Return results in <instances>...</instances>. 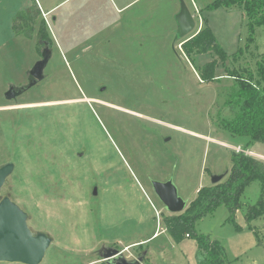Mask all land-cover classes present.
<instances>
[{
	"label": "rangeland",
	"instance_id": "374dc122",
	"mask_svg": "<svg viewBox=\"0 0 264 264\" xmlns=\"http://www.w3.org/2000/svg\"><path fill=\"white\" fill-rule=\"evenodd\" d=\"M212 1L0 0V166H15L1 195L29 215V228L53 239L41 264H104V248L128 261L144 255L142 264H197L196 242L175 243L166 232L169 213L151 182L172 178L189 204L212 176L230 171L232 152L248 139L217 125L239 111L228 103L235 87L228 75L255 71L264 54V28L254 29L246 48L243 10L203 11ZM181 2L195 21L184 39L176 35ZM35 5L46 14L30 37L17 34L14 19ZM204 19L230 57L216 62L211 83L196 66L216 55L192 64L181 49ZM42 20L52 51L45 79L7 101L9 87L26 86L40 59ZM249 149L264 161V145ZM259 196L255 182L241 202L253 205ZM228 217L219 206L196 232L219 242L229 264H264V217L252 230L242 211L233 223Z\"/></svg>",
	"mask_w": 264,
	"mask_h": 264
},
{
	"label": "trees",
	"instance_id": "16d2710c",
	"mask_svg": "<svg viewBox=\"0 0 264 264\" xmlns=\"http://www.w3.org/2000/svg\"><path fill=\"white\" fill-rule=\"evenodd\" d=\"M235 8L243 10L246 18L248 48L254 43V29L264 28V0H213L203 11L211 12L217 9L229 11ZM38 19H41V11L35 5L34 9L18 13L14 19L13 29L17 34L30 37ZM39 24L40 43L50 44L44 21H40ZM181 49L192 64L194 58L199 55H216L213 61L202 67L196 66V72L204 83H211L217 78L216 62L225 63L230 58L217 43L206 19L203 20V26L197 34L181 43ZM241 54L242 49L232 56L233 61ZM228 76L235 80L234 93L228 103L231 100L235 101L239 111L233 120L220 118L217 125L233 137L247 138L248 142L242 152H232L231 169L220 183L200 188L194 200L182 213L162 217L164 228L175 243L186 238L196 242L197 264H229L220 243L206 235L198 234L195 228L198 221L211 215L217 207L224 206L228 209V220L231 223L234 222L235 213L242 211L244 221L251 230L252 222L264 217V161L245 153L254 144L264 145V54L256 62L255 71L234 70L232 75ZM255 182L259 184L260 196L255 204L244 205L241 197L245 189ZM236 229L239 228L236 226ZM256 238L259 240L257 234Z\"/></svg>",
	"mask_w": 264,
	"mask_h": 264
},
{
	"label": "water",
	"instance_id": "95a60500",
	"mask_svg": "<svg viewBox=\"0 0 264 264\" xmlns=\"http://www.w3.org/2000/svg\"><path fill=\"white\" fill-rule=\"evenodd\" d=\"M175 21L178 39L186 38L195 29L194 17L183 2L180 4V11L175 16ZM40 44L45 48L41 52L40 59L29 71V83L17 90L14 86L9 87L5 93L7 101L17 99L45 79L44 70L51 59L52 51L48 42ZM14 169L12 162L0 166V264H41L53 239L47 233L35 232L29 228V215L9 195H1L2 188L7 184ZM225 176L226 173L212 176L211 184L220 183ZM151 186L155 196L170 215L180 214L187 208L188 204L178 195L172 178L166 182L152 181ZM95 194L96 190H94ZM102 251L101 259L105 264H142L144 260V255H140L128 261L117 249L104 248Z\"/></svg>",
	"mask_w": 264,
	"mask_h": 264
},
{
	"label": "flooded vegetation",
	"instance_id": "af4514ba",
	"mask_svg": "<svg viewBox=\"0 0 264 264\" xmlns=\"http://www.w3.org/2000/svg\"><path fill=\"white\" fill-rule=\"evenodd\" d=\"M41 45V44H40ZM42 46V48H41V51H40V57H41V52L43 51V49L45 48V46L42 44L41 45ZM50 47H51V45H50ZM29 80H30V77L28 76V82H27V84L29 83ZM20 87H23V86H20ZM20 87H18V88H16L15 87V89L17 90V89H19ZM20 97V96H19ZM105 264V263H104Z\"/></svg>",
	"mask_w": 264,
	"mask_h": 264
},
{
	"label": "crops",
	"instance_id": "0c3cea01",
	"mask_svg": "<svg viewBox=\"0 0 264 264\" xmlns=\"http://www.w3.org/2000/svg\"><path fill=\"white\" fill-rule=\"evenodd\" d=\"M39 7V6H38ZM41 11V10H40ZM50 11V10H49ZM46 13H44L43 14V12L41 11V18H43V15H45ZM44 20V19H43ZM201 28H199L197 31H199ZM50 49H51V47H50ZM28 76H29V74H28ZM250 150V149H249ZM251 151V153H255V154H257V155H259L258 153H256V152H253L252 150H250Z\"/></svg>",
	"mask_w": 264,
	"mask_h": 264
},
{
	"label": "bare ground",
	"instance_id": "6f19581e",
	"mask_svg": "<svg viewBox=\"0 0 264 264\" xmlns=\"http://www.w3.org/2000/svg\"><path fill=\"white\" fill-rule=\"evenodd\" d=\"M73 103V102H72Z\"/></svg>",
	"mask_w": 264,
	"mask_h": 264
},
{
	"label": "built area",
	"instance_id": "2783aa9c",
	"mask_svg": "<svg viewBox=\"0 0 264 264\" xmlns=\"http://www.w3.org/2000/svg\"><path fill=\"white\" fill-rule=\"evenodd\" d=\"M242 152V151H241Z\"/></svg>",
	"mask_w": 264,
	"mask_h": 264
}]
</instances>
